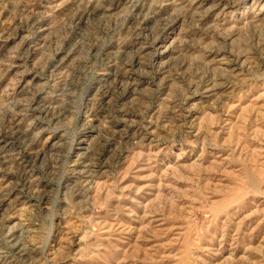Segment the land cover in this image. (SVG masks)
Here are the masks:
<instances>
[{
  "label": "rangeland",
  "instance_id": "1",
  "mask_svg": "<svg viewBox=\"0 0 264 264\" xmlns=\"http://www.w3.org/2000/svg\"><path fill=\"white\" fill-rule=\"evenodd\" d=\"M198 1L205 10L215 0ZM94 2L0 0V138L23 139L0 163V194L22 200L0 206V264H264V22L252 23L264 0L235 1L218 24V10L182 20L184 65L165 83L146 49L136 101L102 93L115 78L107 60L128 46L120 71L133 70L175 10L136 39L131 3L109 1L87 19ZM220 49L231 53L227 71L208 64ZM90 123L101 176L76 203L68 180ZM26 145L40 157L28 159Z\"/></svg>",
  "mask_w": 264,
  "mask_h": 264
},
{
  "label": "bare ground",
  "instance_id": "2",
  "mask_svg": "<svg viewBox=\"0 0 264 264\" xmlns=\"http://www.w3.org/2000/svg\"><path fill=\"white\" fill-rule=\"evenodd\" d=\"M109 1H113V0H95L94 7H91V8H89L88 11H85V17L87 19L91 18V16L98 10H102V9H104L106 11L111 10V9L106 7L107 4L111 3ZM235 1H237V0H215L212 5H210L209 7H207L204 10L203 4H200L198 0H127L128 3H131L130 7L136 9V11H137L136 16L139 19L138 21H140L137 24V26L135 27L136 29L133 30V32H135L134 34L136 35V39L142 37V35L145 34L144 32L148 30L147 23L150 20L156 18L162 12H166L167 10L171 9V10H175V14L173 13L174 16L172 15L173 17L171 18L170 23L167 25V26H170V28H169L170 31L167 33V36L165 35L162 38L163 41H161V36H156V37L152 38L151 43L149 42V44H150L149 47L147 45L148 42H144L143 43L144 45H142L138 48L140 51L139 54L137 55L135 60L131 61L132 62L131 66H132L133 70H125L123 72L120 71L122 66H127V61L122 58V55L125 53V49L128 46H125V45L122 46L117 51H115L113 58L109 57V60L106 59L107 61H109V64L112 67H115L116 71L113 73V74H115V78L113 79V81L108 83V84H106V83L103 84L102 87L100 88V90H102V93L105 95V97H108L109 99H111L110 97L114 93L120 92L122 95L121 96L122 99H129L130 101L138 100L140 97L141 90H142L141 86L143 84H145L146 81L140 80L139 78H137L138 77L137 72H138V70L140 71V69H141L140 67L143 65L142 54L144 53V51L146 49H148L150 47L154 51L153 57H152V59H153L152 60V66H153L154 74L158 78H160L161 81L164 80L165 83L172 81L173 80V76H172L173 71L176 70V68L184 65V61H182V60L184 59L186 53H188L190 51V48H191L190 46H188L187 41L185 40L186 36L184 35V32H186V31L181 28L178 32H176L178 29V26L179 25L182 26L181 21L183 20L185 22L187 19H189L191 21H198V19L203 20V17L206 18V17H208L209 14L218 10L217 15H215V17L211 18L212 22L218 24L220 21L219 15L222 14L225 10H228L230 8V6L235 3ZM263 13H264V3L262 4L259 11H256L255 15L252 17V23L255 25L253 27H255V28L258 27V25H256V23H258V22H261V21L264 22ZM241 31H242V28H239V27L235 28V31L233 32L234 33L233 36L234 37L239 36ZM174 33H177V36L172 38L168 44H164L171 37L170 35L174 34ZM145 37L148 40V38H149L148 34L144 35V38ZM234 41H235V39L232 40L231 42H234ZM226 52H224L221 49L218 50L215 53V56L213 57V59L208 64L211 65L212 67H218V69H220L222 71H227L228 69H230L232 67L231 66L232 59L230 58V56H231L230 51H229V53H227V55H226ZM129 66H130V63H129ZM109 74H110V72H109ZM111 74H112V72H111ZM231 77H233V76H231ZM216 86L217 85H213V88L210 87L205 92L211 91ZM92 108L90 110H92ZM97 114L98 113L96 110L92 111L89 114V117H91L92 119H94V118L96 119ZM87 125H89L90 131H88L87 134L85 135L86 138L78 141L79 144L74 149L75 168H73V171H72L73 173L71 172L72 175H70L71 178L68 180L69 182L70 181L72 182V183L70 182V185L72 186L71 190H73L71 192V197L74 199H77L76 203H80L82 201L84 202L85 200H88L90 198V196L93 193L92 187L96 183V179L100 178V176H101L100 170L102 167H99L100 165L98 164L96 157L95 158L93 157L94 154H92V149H91L92 146H90L88 144L89 138L91 136V133H89V132L96 131L97 126L96 127L92 126L91 123L87 124ZM122 131L125 134L127 133V129L125 130V128H123ZM122 131L121 130L117 131L118 134L120 135L119 138L125 139V136L127 134L126 135L122 134L121 133ZM19 139H22V136H20V137L17 136L15 138L11 139V140H13V142H6V138H4V137L0 138V143H3L2 145L0 144V163L1 164H5L9 161L12 162V160L14 159L13 158L14 155L11 152H13L14 146H18L14 142L16 140L18 142ZM27 148L28 147L26 145L25 150ZM20 149H22V148H20ZM35 149L36 148L33 146L30 149L28 148L24 155H26L27 158L29 157L28 159H32V160L38 159L40 157L41 153L43 152L42 151L43 149L38 150L36 152L34 151ZM96 168L97 169L99 168V169L97 170ZM102 173H104V172H102ZM83 182L87 183L88 185L91 184L92 187L85 186L83 184ZM9 195H10L9 193L1 192V194H0V206H4L7 204L6 202L8 201ZM13 200H14V202L11 204H7L6 208L9 206L8 209H10V208L13 209L22 203L21 197H17L16 199H13ZM20 227H21V225H20ZM21 230H23V229H21ZM11 231H12V228H11ZM24 232H26V231H24ZM10 234L11 233H9V237H11ZM13 239H14V237H13ZM16 242H18V240ZM9 248H13L15 250L16 254L21 256L22 258H26L28 256L26 249L24 247H22L21 245H19L18 243L14 244V242H13V245L10 246ZM206 250H207V248H206ZM210 250L213 251L214 253H219L220 249L217 250L216 247L212 246V247H210ZM210 250H208V251H210ZM5 253L7 254V252H4V254ZM12 254H13V252H12Z\"/></svg>",
  "mask_w": 264,
  "mask_h": 264
}]
</instances>
